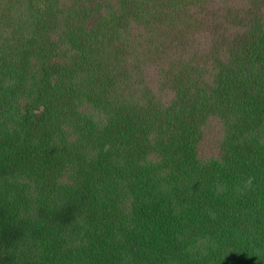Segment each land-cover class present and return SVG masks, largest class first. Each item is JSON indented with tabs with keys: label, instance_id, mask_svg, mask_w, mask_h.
<instances>
[{
	"label": "trees",
	"instance_id": "1",
	"mask_svg": "<svg viewBox=\"0 0 264 264\" xmlns=\"http://www.w3.org/2000/svg\"><path fill=\"white\" fill-rule=\"evenodd\" d=\"M0 264H264V0H0Z\"/></svg>",
	"mask_w": 264,
	"mask_h": 264
}]
</instances>
